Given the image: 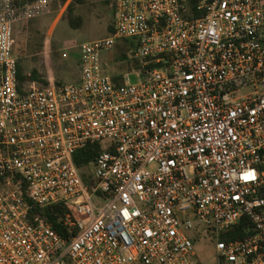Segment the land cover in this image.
Wrapping results in <instances>:
<instances>
[{
	"label": "built area",
	"instance_id": "obj_1",
	"mask_svg": "<svg viewBox=\"0 0 264 264\" xmlns=\"http://www.w3.org/2000/svg\"><path fill=\"white\" fill-rule=\"evenodd\" d=\"M22 1L0 0V264H203L205 241L264 264V0H109L73 84L20 82L15 24L49 5ZM54 205L64 234L33 214Z\"/></svg>",
	"mask_w": 264,
	"mask_h": 264
},
{
	"label": "rangeland",
	"instance_id": "obj_2",
	"mask_svg": "<svg viewBox=\"0 0 264 264\" xmlns=\"http://www.w3.org/2000/svg\"><path fill=\"white\" fill-rule=\"evenodd\" d=\"M64 2L49 0L40 15L15 24V54L21 72L29 75L36 70L40 82L52 78L63 84L79 82L80 45L111 34L115 15L109 0H72L67 6ZM73 20L79 23V28L71 26ZM129 42L121 40L111 51L103 53L107 73L121 75L134 71L136 62ZM131 81L137 83L138 79L132 75ZM246 93L247 90L243 91ZM90 171L93 172L94 167ZM197 251L203 264H217L213 243L202 242Z\"/></svg>",
	"mask_w": 264,
	"mask_h": 264
},
{
	"label": "trees",
	"instance_id": "obj_3",
	"mask_svg": "<svg viewBox=\"0 0 264 264\" xmlns=\"http://www.w3.org/2000/svg\"><path fill=\"white\" fill-rule=\"evenodd\" d=\"M30 1L32 0L22 1L21 3H17V4L18 5L25 4ZM70 11H72V6H70ZM71 26L74 28H79V23L73 20L71 21ZM112 30H113V27H112ZM129 45H130L129 50L133 53L135 49V45L134 43H130ZM19 80L21 83L31 82V81H40L41 77L36 70L33 71L32 74L24 75L21 72L20 65H19ZM44 83H47V81H44ZM100 151H101V148H100V145L98 144L89 146L88 148L79 151L75 155V162L77 166L81 169L84 168L86 165L91 163L96 158V156L99 154ZM83 175H84L85 181L88 182L89 179L87 178V175L86 174H83ZM65 213H66V210L60 205H54V206H50L46 208L35 207L33 211V214L37 217H46L49 220V222L52 224L54 229L57 230L61 234H64V228L61 224L60 219ZM243 235L244 233L242 231V227L240 226L239 229L235 231L233 236H243Z\"/></svg>",
	"mask_w": 264,
	"mask_h": 264
},
{
	"label": "crops",
	"instance_id": "obj_4",
	"mask_svg": "<svg viewBox=\"0 0 264 264\" xmlns=\"http://www.w3.org/2000/svg\"><path fill=\"white\" fill-rule=\"evenodd\" d=\"M15 39H16V38H15ZM51 80H56V79L52 78Z\"/></svg>",
	"mask_w": 264,
	"mask_h": 264
}]
</instances>
